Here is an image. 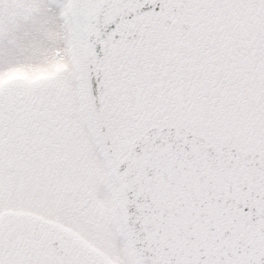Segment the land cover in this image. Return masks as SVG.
Returning a JSON list of instances; mask_svg holds the SVG:
<instances>
[{
	"label": "snow or ice",
	"instance_id": "snow-or-ice-1",
	"mask_svg": "<svg viewBox=\"0 0 264 264\" xmlns=\"http://www.w3.org/2000/svg\"><path fill=\"white\" fill-rule=\"evenodd\" d=\"M0 264H264V0H0Z\"/></svg>",
	"mask_w": 264,
	"mask_h": 264
}]
</instances>
